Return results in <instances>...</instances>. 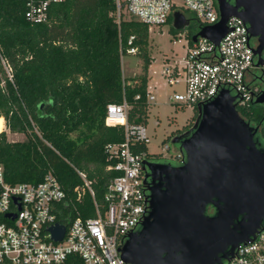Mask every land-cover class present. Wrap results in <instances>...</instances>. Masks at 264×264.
<instances>
[{
	"label": "trees",
	"instance_id": "trees-1",
	"mask_svg": "<svg viewBox=\"0 0 264 264\" xmlns=\"http://www.w3.org/2000/svg\"><path fill=\"white\" fill-rule=\"evenodd\" d=\"M113 8L110 0H60L48 6L44 21L31 23L23 15V0H0V54L11 67L8 78L0 65V117L10 131L25 134L8 140L0 130L3 179L35 183L52 172L65 192L57 214L64 224L77 215H94L93 202L103 204L107 184L117 174L106 167L104 144L122 141L123 130L105 122L106 104L124 99L126 119L146 121L147 25L133 18L117 25ZM172 11L165 22L172 21ZM169 29L177 30L172 23ZM190 33L187 27L188 38ZM129 34L135 36L142 71L124 77L120 56ZM56 264L81 260L69 253Z\"/></svg>",
	"mask_w": 264,
	"mask_h": 264
},
{
	"label": "built area",
	"instance_id": "built-area-1",
	"mask_svg": "<svg viewBox=\"0 0 264 264\" xmlns=\"http://www.w3.org/2000/svg\"><path fill=\"white\" fill-rule=\"evenodd\" d=\"M58 1L23 0V15L31 23L42 22L47 17L48 6ZM110 1L114 7L112 18L117 25L122 19L133 18L145 23L150 30L164 23L175 9L192 12L197 25L218 19L214 0ZM226 26L227 31L217 44L199 35L195 40L188 38L186 28L177 29L173 34V43L181 41L182 34L185 51L181 58L166 62L161 68L167 84L180 83V88L168 95V101L194 110L196 104L211 99L224 87L236 94L235 107L247 105L249 89L245 73L255 61L252 45L248 42L246 24L238 16H228ZM134 38V34L127 36L126 53H134ZM0 65L11 78L10 64L1 54ZM258 65L264 70V57ZM151 99L153 94L146 91L147 102ZM127 107L124 99L119 103H107L105 107V122L122 125L123 139L104 144L109 160L106 167L113 168L117 174L107 184L103 204L93 202L94 215H77L64 224L57 214L60 206H64L65 192L52 172L46 171L35 183H9L3 179L0 163V264H56L69 253L77 254L81 264H128L120 256L118 247L126 233L138 227L147 209L142 158L148 151L139 145H145L149 137L144 123L126 119ZM164 147L167 146L164 144ZM172 157L180 162L183 155L177 149ZM75 170L88 184L84 173ZM88 190L93 195L90 187ZM5 212L13 215H5ZM55 222L64 225L59 239L52 238L48 230ZM224 264H264V225L251 239L237 243L233 255Z\"/></svg>",
	"mask_w": 264,
	"mask_h": 264
},
{
	"label": "water",
	"instance_id": "water-1",
	"mask_svg": "<svg viewBox=\"0 0 264 264\" xmlns=\"http://www.w3.org/2000/svg\"><path fill=\"white\" fill-rule=\"evenodd\" d=\"M215 4L218 19L197 25L192 40L199 35L217 44L230 15L242 19L248 35L252 34L248 11L257 23H264V0H215ZM172 15L173 27L185 28L183 13L175 9ZM258 39L252 48L255 65L263 59L264 38ZM235 96L223 87L196 104L187 132L170 139L182 152L180 162L156 163L155 176L150 161L142 160L147 209L118 247L128 264H224L237 243L251 239L264 225V151L254 145L250 127L238 115ZM208 204L212 212L206 211ZM9 214L13 215L5 212ZM48 230L59 239L64 225L55 222Z\"/></svg>",
	"mask_w": 264,
	"mask_h": 264
},
{
	"label": "rangeland",
	"instance_id": "rangeland-1",
	"mask_svg": "<svg viewBox=\"0 0 264 264\" xmlns=\"http://www.w3.org/2000/svg\"><path fill=\"white\" fill-rule=\"evenodd\" d=\"M124 17L128 18L126 14ZM170 24L171 21L164 22L152 26L148 31L150 62L146 70V89L153 94V99L148 102L144 125L149 137L148 141L145 142L148 155L160 156L166 161L175 163L177 160L172 155L177 148L170 140L171 134L174 130L191 123L195 111L187 105L179 106L167 100L171 91L180 88V83L167 84L161 73V68L166 62L171 63L173 59L181 58L185 51L182 34L180 35L181 41L171 42L173 32L169 29ZM184 31L186 32V30ZM120 66L124 77L133 76L142 71L141 58L136 53H123L120 57ZM246 107L247 105H244L239 108L244 110ZM1 130L4 131L8 140H21L25 137L23 132L10 131L5 126L3 117ZM164 144L167 146L166 148Z\"/></svg>",
	"mask_w": 264,
	"mask_h": 264
},
{
	"label": "flooded vegetation",
	"instance_id": "flooded-vegetation-1",
	"mask_svg": "<svg viewBox=\"0 0 264 264\" xmlns=\"http://www.w3.org/2000/svg\"><path fill=\"white\" fill-rule=\"evenodd\" d=\"M228 1L231 2L232 0H228ZM252 11H256V9H252ZM182 13L185 19L187 20L186 29L188 27V29L193 32L197 26L193 13L185 10H183ZM253 15L254 14L252 12L248 11L247 16L251 23V31H252V34L248 35V42L250 45H252V48L259 43V39H258L259 36L262 39L264 38V23L262 24L257 23ZM260 55L262 56V58L264 57V45L261 46L260 48ZM252 58L256 59V55L253 54V52H252ZM254 62L255 61H253V66L249 68L245 73V80L247 83V87L249 89L247 107L243 110L236 106V110L238 112V115L250 127V131L252 133L251 137L254 145L258 149L264 151V70L261 67H259V65H255ZM195 115L193 117V120L195 118ZM193 120L191 121V123H188L182 128L174 130V132H172L171 135L174 136V135H178L179 133H186L190 125L192 124ZM174 144L177 148L176 143ZM143 159L150 161V169L154 171L155 176L159 174L158 172L159 170L157 169V165L155 164L158 162L166 161L162 157L154 156V155L152 156L147 155L144 158H142V160ZM150 183H152L151 177H150ZM145 194H147V191L145 192ZM208 207H210V212H212L213 211L212 206L208 204L206 208Z\"/></svg>",
	"mask_w": 264,
	"mask_h": 264
},
{
	"label": "bare ground",
	"instance_id": "bare-ground-1",
	"mask_svg": "<svg viewBox=\"0 0 264 264\" xmlns=\"http://www.w3.org/2000/svg\"><path fill=\"white\" fill-rule=\"evenodd\" d=\"M1 126H2V117H0V130H1Z\"/></svg>",
	"mask_w": 264,
	"mask_h": 264
},
{
	"label": "crops",
	"instance_id": "crops-1",
	"mask_svg": "<svg viewBox=\"0 0 264 264\" xmlns=\"http://www.w3.org/2000/svg\"><path fill=\"white\" fill-rule=\"evenodd\" d=\"M148 31H149V30H148ZM120 57H121V56H120ZM146 88H147V83H146ZM146 91H148V92H149V90H147V89H146ZM149 93H150V92H149ZM148 102H149V101H148ZM147 105H148V104H147Z\"/></svg>",
	"mask_w": 264,
	"mask_h": 264
}]
</instances>
